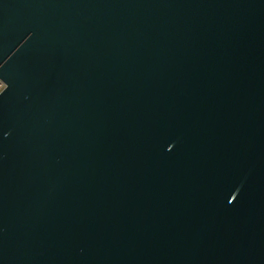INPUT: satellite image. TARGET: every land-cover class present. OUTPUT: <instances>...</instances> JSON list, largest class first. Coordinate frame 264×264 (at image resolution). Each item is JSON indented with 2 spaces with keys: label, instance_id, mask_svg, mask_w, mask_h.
Returning <instances> with one entry per match:
<instances>
[{
  "label": "water",
  "instance_id": "obj_1",
  "mask_svg": "<svg viewBox=\"0 0 264 264\" xmlns=\"http://www.w3.org/2000/svg\"><path fill=\"white\" fill-rule=\"evenodd\" d=\"M0 264H264V0H0Z\"/></svg>",
  "mask_w": 264,
  "mask_h": 264
},
{
  "label": "rangeland",
  "instance_id": "obj_2",
  "mask_svg": "<svg viewBox=\"0 0 264 264\" xmlns=\"http://www.w3.org/2000/svg\"><path fill=\"white\" fill-rule=\"evenodd\" d=\"M4 87L3 83L0 81V91L2 90V88Z\"/></svg>",
  "mask_w": 264,
  "mask_h": 264
}]
</instances>
